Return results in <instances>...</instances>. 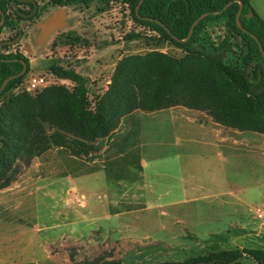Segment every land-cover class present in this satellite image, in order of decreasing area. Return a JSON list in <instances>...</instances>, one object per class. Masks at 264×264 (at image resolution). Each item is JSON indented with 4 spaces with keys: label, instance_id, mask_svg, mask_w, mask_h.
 Segmentation results:
<instances>
[{
    "label": "rangeland",
    "instance_id": "obj_1",
    "mask_svg": "<svg viewBox=\"0 0 264 264\" xmlns=\"http://www.w3.org/2000/svg\"><path fill=\"white\" fill-rule=\"evenodd\" d=\"M250 3L264 19V0ZM58 9L65 11L66 25L43 45L36 24ZM39 11V17L0 34L1 52L19 51L31 64L14 96L36 95L54 85L72 88V82L38 67L59 58L61 66L88 76L93 108L94 95L108 88L123 56L186 53L137 25L124 0H66L59 6L39 1ZM19 30L21 43L10 46ZM208 32L220 40L226 32L223 20L208 23ZM32 75H45L48 85L28 90ZM177 108L133 111L111 139L97 141L99 151L89 156L52 147L34 158L18 176L31 180L24 183L28 190L7 203L10 217L0 214V264H91L97 258L144 264L211 249L264 247V217L256 212L258 207L264 212V156L257 142H216L213 132L189 121L190 116L213 121L208 112ZM241 136L264 138L255 131ZM241 136L233 134L234 140ZM250 263L245 257L212 264Z\"/></svg>",
    "mask_w": 264,
    "mask_h": 264
},
{
    "label": "trees",
    "instance_id": "obj_2",
    "mask_svg": "<svg viewBox=\"0 0 264 264\" xmlns=\"http://www.w3.org/2000/svg\"><path fill=\"white\" fill-rule=\"evenodd\" d=\"M40 1L62 5L66 0ZM124 1L137 25L182 48L185 55L175 57L151 50L123 56L114 67L108 88L94 95V107L89 108L88 76L61 66L59 58L43 60L38 67L72 82V88L54 85L36 95H11L31 64L19 51H0V87L6 78L23 70L20 59L27 64L25 73L9 80L0 92V190L10 186L34 158L52 147L66 148L73 156L97 153V141L110 139L121 120L137 109L158 111L184 106L206 111L222 125L264 134V56L256 39L237 25L239 2L216 14L232 0ZM242 1L240 23L260 39L264 48V19L250 0ZM36 2L37 9L27 0H1L0 22L1 10L6 19L0 34L39 17V0ZM206 12L210 14L197 23L189 40H178L186 38L194 21ZM144 17L156 18L164 26ZM219 20H223L226 32L216 40L208 32V23ZM245 257L250 264H264V247L211 249L183 260L144 264L233 263ZM94 263L119 264L100 258Z\"/></svg>",
    "mask_w": 264,
    "mask_h": 264
},
{
    "label": "crops",
    "instance_id": "obj_3",
    "mask_svg": "<svg viewBox=\"0 0 264 264\" xmlns=\"http://www.w3.org/2000/svg\"><path fill=\"white\" fill-rule=\"evenodd\" d=\"M177 107H179V106H174V107H170V108H167V109H169L171 111H175L176 109H180V108H177ZM180 113L183 114L184 110L183 111L180 110ZM189 118H190L189 121L197 122V123H199L200 127L206 129L208 132H210V131L213 132L216 142H220L222 144L226 143V142H229L228 144H230V143L231 144H249L250 140H252V141L255 140L254 142H257L255 144H257V146H259V152H260L261 156H264V138L256 139V138L242 137L241 136L242 135V131L240 132V130L239 131L227 130V128L224 127L225 125L223 126L222 124H220V123H218V122H216L214 120L213 121H211V120L210 121H207V120L206 121H199V119L194 117V116H190ZM118 130H119V128L116 131H118ZM233 134H239L241 136L240 140H234ZM232 140L235 141V143ZM228 147H230V146H228ZM28 181H31V180H22L21 181V180H18V178H17L10 186L0 190V214H2L4 212L9 217L11 216L6 211L11 212L10 211V207H12V206H10V204H7V203L11 202L13 199H15L16 195H18L19 193L25 192V191L28 190V185H24V183L28 182ZM36 183H39V181H37ZM25 186H26V188H25ZM4 200H6V201H4ZM13 208H15L14 210H16V207H13ZM11 214L14 215L15 213H11ZM18 236H19V234H18ZM13 238H15V236ZM0 251H1V248H0ZM3 257H4V259H6L7 256L5 255ZM1 258H2V255L0 253V261L2 262Z\"/></svg>",
    "mask_w": 264,
    "mask_h": 264
},
{
    "label": "water",
    "instance_id": "obj_4",
    "mask_svg": "<svg viewBox=\"0 0 264 264\" xmlns=\"http://www.w3.org/2000/svg\"><path fill=\"white\" fill-rule=\"evenodd\" d=\"M1 1V0H0ZM27 1H30V2H33L35 4V9H37V2L36 0H27ZM143 0H140V3H142ZM233 2H239L240 4V7H239V10L237 12V15H236V22H237V25L239 26V28H241L244 32L248 33V34H251L253 36L254 39H256V41L258 42L259 44V48H260V51L262 52L263 56H264V48H263V45L260 41V39L253 33H251L249 30H247L246 28H244L241 23H240V15H241V12H242V9H243V6H244V3L242 0H232V1H229L221 11H218L216 12V14H220L221 12H223L228 6H230ZM138 9H139V5L137 6L136 10L138 12ZM1 14H2V20L0 22V27L3 26L4 22H5V19H6V15L5 13L1 10ZM65 11L63 9H58L56 10L55 12H53V14H51L47 19L41 21V22H38L36 24V26L40 29V42L43 43V45L46 43V41L49 39V37L51 36L52 33H54L56 30L58 29H61L63 28L65 25H66V15H65ZM210 13L209 12H206V13H203L201 14L195 21L194 23L192 24L191 28H190V31H189V34L186 38L184 39H178L182 42H186L189 40V38L191 37L193 31H194V28L195 26L197 25V23L205 16L209 15ZM253 13H249V16H252ZM144 19H147V20H151V21H156L157 23L161 24L162 26H164V23H162L160 20L156 19V18H153V17H144ZM168 31H170L169 28H167ZM8 60H11V59H8ZM17 60V59H15ZM20 61L24 64V68L23 70L16 74V75H12L8 78H6L3 82V84L1 85L0 87V92L4 89L6 83L15 78V77H18L22 74L25 73V71L27 70V64L25 62L24 59H20Z\"/></svg>",
    "mask_w": 264,
    "mask_h": 264
},
{
    "label": "built area",
    "instance_id": "obj_5",
    "mask_svg": "<svg viewBox=\"0 0 264 264\" xmlns=\"http://www.w3.org/2000/svg\"><path fill=\"white\" fill-rule=\"evenodd\" d=\"M49 80L47 79V77L45 75H32L28 81H27V89L28 90H37V89H41L43 87H45L46 85H48ZM257 212V217L258 218H263L264 217V212L262 211V209L260 207H258L256 209Z\"/></svg>",
    "mask_w": 264,
    "mask_h": 264
},
{
    "label": "flooded vegetation",
    "instance_id": "obj_6",
    "mask_svg": "<svg viewBox=\"0 0 264 264\" xmlns=\"http://www.w3.org/2000/svg\"><path fill=\"white\" fill-rule=\"evenodd\" d=\"M40 1V0H39ZM57 6H59V5H57ZM15 30V29H14ZM17 36H16V38L15 39H13V41H12V43H10V46H16V45H18V44H20L21 43V40H22V36H23V33H22V31L21 30H19L18 32H17V34H16ZM52 36V35H51ZM50 36V37H51ZM49 40V39H48ZM30 61V60H29Z\"/></svg>",
    "mask_w": 264,
    "mask_h": 264
}]
</instances>
